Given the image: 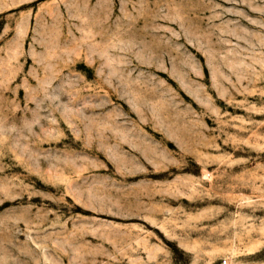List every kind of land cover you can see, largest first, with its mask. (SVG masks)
Masks as SVG:
<instances>
[{
	"label": "rangeland",
	"instance_id": "obj_1",
	"mask_svg": "<svg viewBox=\"0 0 264 264\" xmlns=\"http://www.w3.org/2000/svg\"><path fill=\"white\" fill-rule=\"evenodd\" d=\"M264 264V0H0V264Z\"/></svg>",
	"mask_w": 264,
	"mask_h": 264
},
{
	"label": "built area",
	"instance_id": "obj_2",
	"mask_svg": "<svg viewBox=\"0 0 264 264\" xmlns=\"http://www.w3.org/2000/svg\"><path fill=\"white\" fill-rule=\"evenodd\" d=\"M223 264H226V261H223Z\"/></svg>",
	"mask_w": 264,
	"mask_h": 264
}]
</instances>
